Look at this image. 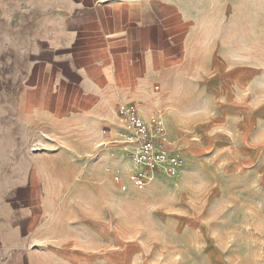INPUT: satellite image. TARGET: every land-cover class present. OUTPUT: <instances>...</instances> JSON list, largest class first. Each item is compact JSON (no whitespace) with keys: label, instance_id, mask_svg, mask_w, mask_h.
<instances>
[{"label":"crops","instance_id":"1","mask_svg":"<svg viewBox=\"0 0 264 264\" xmlns=\"http://www.w3.org/2000/svg\"><path fill=\"white\" fill-rule=\"evenodd\" d=\"M221 3L39 0V17L27 20L1 7V29L7 23L12 39L26 40L13 50L22 72L10 71L7 82H17L19 118L37 139L31 171L6 208L0 264L180 261L150 233L151 222L129 228L134 212L159 209L152 188L129 185L139 170L129 155L133 132L119 115L129 105L147 123L161 114L186 186L205 163L219 165L199 193L178 194L174 222L196 237L205 264L235 261L224 251L240 238L231 216L264 213V132L255 128L264 119V66L232 46L235 14ZM240 4L239 14L264 0ZM15 65L8 61V70Z\"/></svg>","mask_w":264,"mask_h":264},{"label":"rangeland","instance_id":"2","mask_svg":"<svg viewBox=\"0 0 264 264\" xmlns=\"http://www.w3.org/2000/svg\"><path fill=\"white\" fill-rule=\"evenodd\" d=\"M39 5V0H0V9H10L16 11L17 15L23 16L27 20V16L32 15L39 17V7H35L33 3ZM221 5L224 7V13L230 15L235 14L232 25L228 32L232 37V46L238 47L240 52H249L250 55L256 58L257 64L264 66V4L261 5H247L244 11L240 14L237 12L238 7L241 6L240 0H222ZM18 11V12H17ZM238 14V15H237ZM231 18L224 16L225 26L231 24ZM37 25V24H36ZM3 24L0 23V234L8 229V225L4 218L7 217L6 208L13 206L15 202L11 201V193L17 192L18 188L24 184L21 178L30 173L29 162L34 158L36 151L32 146L36 142V137L31 134L19 118L20 105L17 104L15 97L18 93L17 82H7L8 74H12L16 78L22 71L19 68L22 66V57L16 56L13 58L14 48L17 50L24 47L23 37L19 39H12L5 23V29H1ZM34 31L35 24H29V28ZM230 44V45H231ZM13 47V48H11ZM10 50V51H9ZM2 53L4 55H2ZM10 53V54H9ZM16 53H19L16 51ZM11 55V56H9ZM12 57V58H11ZM255 60V59H254ZM15 62L16 65L8 70L7 63ZM264 79V76H263ZM264 110V108L262 109ZM256 135L264 132V119L256 120L255 124ZM40 137V136H39ZM36 138V139H35ZM35 139V141H34ZM32 142H34L32 144ZM38 148V147H33ZM41 148V147H40ZM181 155L180 153H177ZM130 155V152H129ZM182 156V155H181ZM245 157H248L245 152ZM183 158V157H182ZM127 160H130L129 156ZM184 166V164H183ZM218 166V167H217ZM182 169V168H181ZM219 165L212 166L204 164L202 168L196 169V173L191 179V183L186 182L183 177H178L180 171L174 175L169 176L162 174V179H154L157 173L151 174V180L144 187H139L134 184L129 176V185L134 186L139 190H149L157 194L156 201L159 204V209L151 214L145 210L134 212L132 219L129 218V228L139 226L142 222H151L154 226V231L150 232L155 235L162 243V248L166 252L168 250L172 254H176L177 264H205L201 261L197 247L194 244L197 242L196 237L182 227H179L175 222L179 214L175 213L177 209V196L185 190H191L194 193H199L202 183H208L210 177L219 176ZM246 174V173H245ZM240 182L237 183V185ZM239 185H242L241 183ZM154 186V187H153ZM130 217V216H129ZM236 220H231L234 227L240 228L235 232L238 233L239 239L234 240L229 238L228 242L231 244L225 247V254L234 259L233 262L227 264H264V239L255 240L252 234L264 235V213L256 217H250L248 212L241 211L238 215L231 216ZM250 220L251 222H249ZM255 220V221H254ZM255 228L256 231H253ZM132 232H134L132 230ZM130 233V231H129ZM169 245V246H168ZM169 247V248H168ZM228 253H227V252ZM188 256V261L183 260V255Z\"/></svg>","mask_w":264,"mask_h":264},{"label":"built area","instance_id":"3","mask_svg":"<svg viewBox=\"0 0 264 264\" xmlns=\"http://www.w3.org/2000/svg\"><path fill=\"white\" fill-rule=\"evenodd\" d=\"M119 115L133 132L129 140L133 148L130 156L139 170L133 173L131 179L136 186H146L153 172L174 176L181 170L182 156L166 148L165 126L160 113L147 123L140 118L137 107L129 105L122 107ZM116 181H120L119 177Z\"/></svg>","mask_w":264,"mask_h":264},{"label":"bare ground","instance_id":"4","mask_svg":"<svg viewBox=\"0 0 264 264\" xmlns=\"http://www.w3.org/2000/svg\"><path fill=\"white\" fill-rule=\"evenodd\" d=\"M176 153V152H175ZM178 153V152H177Z\"/></svg>","mask_w":264,"mask_h":264}]
</instances>
